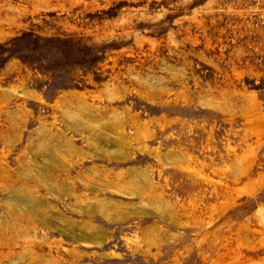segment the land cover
<instances>
[{"label":"rangeland","instance_id":"obj_1","mask_svg":"<svg viewBox=\"0 0 264 264\" xmlns=\"http://www.w3.org/2000/svg\"><path fill=\"white\" fill-rule=\"evenodd\" d=\"M0 264H264V0H0Z\"/></svg>","mask_w":264,"mask_h":264}]
</instances>
